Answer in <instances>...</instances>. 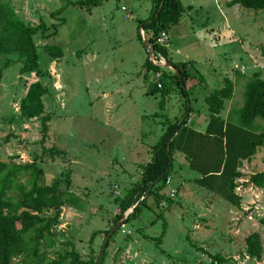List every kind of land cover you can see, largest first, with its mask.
Masks as SVG:
<instances>
[{
  "label": "rangeland",
  "instance_id": "374dc122",
  "mask_svg": "<svg viewBox=\"0 0 264 264\" xmlns=\"http://www.w3.org/2000/svg\"><path fill=\"white\" fill-rule=\"evenodd\" d=\"M1 1L28 24L45 22V32L54 33L45 38L40 29L35 35L42 76L21 73L15 52L0 55V163L25 164L37 156L46 181L60 179L63 186L70 172V194L78 206H63L55 245L47 252L56 257L76 250L82 260H96L105 230L120 212L116 200L141 179L167 125L185 110L177 86L164 108L160 92L145 94L158 81L151 71L145 76L149 52L138 27L152 13L153 0H103L91 10L81 0ZM228 1L182 0L183 16L168 30L170 58L192 67L194 76L186 86L202 115H193L199 123L209 118L205 97L222 87L225 77L235 80L225 117L243 105L253 73L260 71L264 78V67H253L255 61L264 63V9L229 6ZM145 34L149 38L150 30ZM45 45L60 48L62 55L52 57ZM241 65L247 67L243 74ZM37 80L49 88L44 114L52 119L44 143L41 118L20 113L21 99ZM44 147L65 153L52 156ZM175 159L172 183L161 190L160 203L151 195L136 218L126 222L124 214L103 264H211L209 253L232 258L230 264H264V252L261 260L250 258L245 244L248 234L259 231L264 245V190L248 183L252 173L264 171V147L242 166L236 188L240 207L192 181L197 171L185 158ZM171 187L177 189L175 196ZM12 264H19L18 258Z\"/></svg>",
  "mask_w": 264,
  "mask_h": 264
},
{
  "label": "trees",
  "instance_id": "16d2710c",
  "mask_svg": "<svg viewBox=\"0 0 264 264\" xmlns=\"http://www.w3.org/2000/svg\"><path fill=\"white\" fill-rule=\"evenodd\" d=\"M162 1L153 0L152 13L141 20L138 35L142 40L140 29L150 30L151 35L146 38L147 41L171 61L179 72L154 65L147 58L145 76L150 71L159 70L162 71V76L161 86L154 82L148 86L146 93L153 95L160 92V105L165 107L166 98L171 95L173 86H177L185 98V110L180 117L167 125L165 133L153 147L151 160L143 166L141 179L135 182L124 198L116 200L120 212L114 216V225L105 230V238L130 208L133 207V210L128 214L126 222L142 212L149 196L153 195L156 202L160 203L163 197L161 190L166 187L167 178L174 170L177 151L201 175L196 179L199 185L240 207L241 196L236 188L239 185L237 180L244 176L242 166L245 160H251L264 147V78L260 71L254 72L246 83L241 107L232 109L226 117L223 116L225 103L232 99L235 92V82L230 77H225L223 86L205 97L209 118L204 131L188 124L193 110L188 96L189 88L186 86L187 81L193 77L189 62H174L170 58L168 45L156 42L162 31L170 30L179 22L184 4L182 0ZM102 2L103 0L80 1L90 10ZM228 5L263 10L264 0H229ZM40 29H43L45 38L54 33L45 32V22L38 26L28 24L13 6L0 0V55L17 53L22 62L21 73L43 75L35 39ZM45 49L52 57L62 55V50L56 46L45 45ZM48 93L49 88L37 80L29 85L26 95L20 101L22 116L41 118L42 143L48 136L49 122L52 119L51 114H44V96ZM43 151L51 153L52 156L65 153L63 150L47 147ZM38 160L36 156L25 164L0 163V264H12L16 258L19 264H65L68 260L70 264H103L118 229L110 236L103 256L99 253L96 260H82L76 250H65L56 257H51L47 252V249L55 245V227L60 223L63 206L68 204L74 207L78 204L76 199L71 198L70 172L66 176L65 186L60 179L48 183L45 170L39 166ZM248 183L264 190V171L252 173ZM143 194L145 197L139 200ZM169 200L171 203V199ZM136 202L138 204L134 206ZM99 232L100 230L94 231L91 240ZM245 244L246 255L257 260L262 259L264 245L259 231L248 234ZM198 249L207 252L203 247ZM209 256L212 258L211 264L215 261L219 264H230L233 260L221 253H209Z\"/></svg>",
  "mask_w": 264,
  "mask_h": 264
},
{
  "label": "built area",
  "instance_id": "2783aa9c",
  "mask_svg": "<svg viewBox=\"0 0 264 264\" xmlns=\"http://www.w3.org/2000/svg\"><path fill=\"white\" fill-rule=\"evenodd\" d=\"M141 34H142L143 39L147 40L146 39L145 30L143 28H141ZM168 40H169V31L168 30H164L157 37L156 42L158 44L164 45V44H167ZM149 45H150V47H152V49L151 48L148 49V52H149L148 53V58L152 62V64L157 65V66H160V67H166L167 59L159 51H157L156 48L151 43H149ZM253 67H255V68L256 67H264V63L263 64L262 63L261 64H258L255 61L254 64H253ZM245 69H246V66H241V71H245ZM151 72L154 74V79L158 81V86H161L160 78L162 76V71L159 70V71H151ZM166 183L169 186L171 185V183H172L171 176H169L167 178ZM170 191H171L170 195L171 196H175L177 189L171 187ZM144 197H145V194H143L139 200H142ZM137 204H138V202H136L134 204V206L137 205ZM130 209L133 210V207L130 208Z\"/></svg>",
  "mask_w": 264,
  "mask_h": 264
},
{
  "label": "crops",
  "instance_id": "0c3cea01",
  "mask_svg": "<svg viewBox=\"0 0 264 264\" xmlns=\"http://www.w3.org/2000/svg\"><path fill=\"white\" fill-rule=\"evenodd\" d=\"M183 16V15H182ZM182 18V17H181ZM181 20V19H180ZM179 20V21H180ZM178 25V23L176 24V25H174L173 27H175V26H177ZM170 31V30H169ZM175 62V61H174ZM176 62H182V61H176ZM241 66H245V65H241ZM241 66H240V71H241ZM189 67H190V65H189ZM247 70V67H246V69H245V71ZM190 71H191V74L194 76V74H193V71H192V67H190ZM245 71H241V73L243 74ZM233 80V79H232ZM234 82H235V80H233ZM146 92H147V89H146ZM145 94H147V93H145ZM147 95H149V94H147ZM167 99V98H166ZM190 103V102H189ZM166 104V103H165ZM191 104H192V102H191ZM193 106V105H192ZM202 110H203V108H202ZM207 110V109H206ZM164 112V111H163ZM195 113H197V115L199 116V111L197 110V108L195 109V108H193V110H192V112L190 113V125H194V126H198V127H196V129L197 130H199V131H203L204 129H205V126H206V124H207V120H202V122H198V120L197 119H195L194 118V114ZM206 114L208 113L207 111L205 112ZM204 112H203V116H204V114H205ZM157 115V114H156ZM202 115H200L199 117H201ZM205 118V117H204ZM175 119H177V117H175ZM128 144V143H127ZM137 145V144H136ZM131 147H132V145L131 144H128V146H127V150H128V152L130 151V150H132L133 151V147H132V149H131ZM135 147V146H134ZM135 149V148H134ZM132 151H130L131 153H132ZM126 153V152H125ZM179 153H181L180 151H177L176 152V154H175V158L176 157H178V158H180V159H184L185 157H184V155H183V157H179L178 156V154ZM186 159V158H185ZM151 160V159H150ZM149 160V161H150ZM176 159H174V161H175ZM148 161V162H149ZM187 161V160H186ZM136 162H139V161H136ZM147 162V163H148ZM187 163H188V161H187ZM138 165V167H141V163H138L137 164ZM187 166H189V164H187ZM190 167V166H189ZM191 168V167H190ZM201 175L198 173V176L197 177H195V178H193V180L192 181H195L196 182V179L198 178V177H200ZM197 183V182H196ZM198 184V183H197ZM199 185V184H198ZM201 186V185H200ZM203 187V186H202ZM212 192V191H211ZM212 193H214V192H212ZM214 194H216V193H214ZM210 205H213V203H211Z\"/></svg>",
  "mask_w": 264,
  "mask_h": 264
},
{
  "label": "water",
  "instance_id": "95a60500",
  "mask_svg": "<svg viewBox=\"0 0 264 264\" xmlns=\"http://www.w3.org/2000/svg\"><path fill=\"white\" fill-rule=\"evenodd\" d=\"M163 2H164V0L162 1V3H163ZM143 41H144V44H145V46H146L147 49H150V48L152 49V47H150V45H149V43H148L147 40L144 39ZM166 66H168V67L174 69L175 71L179 72L178 69L174 66V64H173L171 61H168V60H167ZM188 105L190 106V103H189V102H188ZM131 211H132V209L127 210V211H126V216H128V214H129ZM119 226H120V223H119L117 226H115V228H113V229L109 232V234L106 236L105 241H104L103 246H102V249H101V252H100V256H101V257L103 256V253H104V251H105L106 244H107V242L109 241L110 236L113 234V232H114L115 230L118 229Z\"/></svg>",
  "mask_w": 264,
  "mask_h": 264
}]
</instances>
